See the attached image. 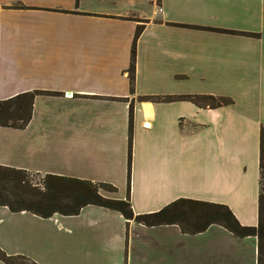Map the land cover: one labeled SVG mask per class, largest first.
I'll list each match as a JSON object with an SVG mask.
<instances>
[{"label": "crops", "instance_id": "0c3cea01", "mask_svg": "<svg viewBox=\"0 0 264 264\" xmlns=\"http://www.w3.org/2000/svg\"><path fill=\"white\" fill-rule=\"evenodd\" d=\"M34 90L60 93L36 95L24 128L0 125V165L112 184L102 194L130 193L135 214L191 198L258 223L264 0H0V100ZM188 94L233 102L205 106ZM215 228L231 236L224 264L246 262L238 244L249 240L257 264L258 238L219 224L190 234L96 204L50 217L0 205V248L39 264H185ZM204 247L217 255L216 242Z\"/></svg>", "mask_w": 264, "mask_h": 264}, {"label": "trees", "instance_id": "16d2710c", "mask_svg": "<svg viewBox=\"0 0 264 264\" xmlns=\"http://www.w3.org/2000/svg\"><path fill=\"white\" fill-rule=\"evenodd\" d=\"M142 30L143 24H139L132 43L131 62L128 68L132 92L135 91L136 44ZM59 93L34 90L0 100V125L24 128L32 119L33 102L36 95H57ZM180 97L205 106H220L233 102L229 97L209 94H188ZM139 98L157 101L173 99L172 96L166 95H144ZM132 122L133 102L130 106L131 129ZM131 156L132 140L130 138L129 191ZM260 172L259 220L256 225L242 224L227 204L191 198H179L157 211L135 214L130 193L125 199L110 198L102 194V189L117 190L112 184L55 174H45L41 182H34L29 177L30 171L4 165H0V205L8 206L13 212L26 210L42 217H50L55 213L78 214L85 205L96 204L119 210L127 219H136L148 226L178 224L183 232L190 234L203 232L210 225L219 224L239 237L256 236L258 238L257 264H264V125L261 127ZM0 260L5 264H39L37 260L27 255H9L1 248Z\"/></svg>", "mask_w": 264, "mask_h": 264}, {"label": "rangeland", "instance_id": "374dc122", "mask_svg": "<svg viewBox=\"0 0 264 264\" xmlns=\"http://www.w3.org/2000/svg\"><path fill=\"white\" fill-rule=\"evenodd\" d=\"M30 178L33 179L34 182H41L44 175L42 174H38V173H32L30 172L29 175ZM228 232L225 230H219V229H213L210 234L207 237L201 238L200 243L196 242L193 246H196L195 248H193V251L190 253L188 252L186 257H185V264H224L225 262V258L221 259L220 256V249H221V243L226 239V237H231L230 234H227ZM235 241H238L235 239ZM51 244L52 242V237L50 238V241H47ZM215 242L217 243V255L214 256V258H212L210 260L209 256L206 254V252L204 250H202V248L204 249L205 245L208 244H215ZM235 246V243L233 241V248ZM238 248L241 249H245L246 250V254L244 255L245 257H247L246 262L243 261L242 264H253L252 262V255H253V243L252 241H248V242H244V247L242 245L238 244ZM199 248L200 251H196V249ZM200 253V254H199ZM214 261V263H213Z\"/></svg>", "mask_w": 264, "mask_h": 264}]
</instances>
